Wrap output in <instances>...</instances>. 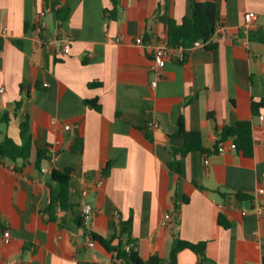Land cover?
<instances>
[{
	"label": "crops",
	"instance_id": "obj_1",
	"mask_svg": "<svg viewBox=\"0 0 264 264\" xmlns=\"http://www.w3.org/2000/svg\"><path fill=\"white\" fill-rule=\"evenodd\" d=\"M51 7L69 9L68 18L58 22ZM106 9L110 0H0V27L8 29L0 33V113L22 101L9 123H0V141L5 134L20 143L27 117L37 147L57 152L39 170L32 157L20 171L0 157V238L10 235L8 244L0 242V264H116L85 235L108 238L117 216L131 213L141 259H167L184 240L204 243V256L184 248L178 264H264V212H257L256 196L264 186V107L251 111L252 101L264 99V42L252 34L264 31V0H218V47L194 49L185 63L166 62L155 88L151 46L165 35L159 16L191 18L190 0H118L114 20L105 18ZM246 13L254 19L244 31ZM41 21L49 29L44 40L34 31ZM139 36L142 44L135 43ZM65 41L68 54L61 52ZM93 100L99 112L85 103ZM181 113L205 152L188 154L179 176L167 164L169 147L181 144L168 139ZM239 121L251 123V156L229 149L232 138L220 141L221 129ZM75 133L83 139L81 156L69 150ZM67 166L74 168L72 206L61 223L43 210L62 191L51 170ZM84 204L93 213L79 226ZM165 213L171 220L162 226Z\"/></svg>",
	"mask_w": 264,
	"mask_h": 264
},
{
	"label": "trees",
	"instance_id": "obj_2",
	"mask_svg": "<svg viewBox=\"0 0 264 264\" xmlns=\"http://www.w3.org/2000/svg\"><path fill=\"white\" fill-rule=\"evenodd\" d=\"M112 4L111 10H105V18L114 20L117 18L118 0H110ZM217 2L218 0H201L193 2L190 0L192 8V17L183 18L180 22L173 20L166 16H159V21L165 28L164 38L167 41L168 47L182 50L183 61L185 63L190 57L192 46L195 41H201L202 48L207 51H213L218 47L217 41H214L216 35L217 23ZM51 11L55 14V19L58 22H64L69 16V9H59L51 7ZM42 21L37 25H41ZM35 26V27H36ZM34 27V28H35ZM43 27L39 34L42 40L46 39L43 35ZM258 36L259 41L264 42V31L252 33ZM2 50V40L0 39V52ZM98 84H89V86H96ZM87 105L93 107L96 111H100V106L93 101H86ZM22 101L14 103L11 112L3 111L0 113V123L8 124L11 117L15 116L21 108ZM264 107V99L251 102L252 114H256L260 108ZM20 143L14 142L7 135H3L0 141V157L15 164V170L20 171L24 164H27L29 159H32L34 169L39 170L43 161H50L51 156H55L57 152L50 153L47 147L39 148L35 144L30 133L28 118L26 117L19 124ZM220 141L232 138L236 150L241 152L244 156H251L253 151L252 127L250 121H239L233 127H224L221 129ZM169 140L178 139L181 144L178 147L170 146L169 153L171 160L168 162V168L179 176L182 174L183 159L191 152L200 151L205 152L203 147L201 134L197 131H189L185 128V120L183 113H181L177 120V126L174 133L168 135ZM72 154L81 156L83 152V139L75 133L72 142L69 146ZM32 157V158H31ZM20 166H17V164ZM74 168L67 166L63 169H52L51 178L62 186V191L59 194L50 196V200L43 213L47 215L50 220L59 219L64 223L65 215L71 208L72 202L69 201V182L72 178ZM108 165L102 169V175L108 176ZM238 200H244V196L235 195ZM218 224L226 228L228 223L219 215L217 218ZM77 223L82 225V217L79 214ZM133 218L132 213L127 219H122L117 216L112 233L108 238H103L99 235L89 233L91 238L99 243L105 251L113 254V258L121 264H178L177 254L180 250L188 248L198 254L201 258L204 256V243H190L184 240H178L175 247L170 251L168 258L163 259L158 255L149 256L146 259H141L136 252V240L132 236ZM131 244L135 246L129 251L125 250V246Z\"/></svg>",
	"mask_w": 264,
	"mask_h": 264
},
{
	"label": "built area",
	"instance_id": "obj_3",
	"mask_svg": "<svg viewBox=\"0 0 264 264\" xmlns=\"http://www.w3.org/2000/svg\"><path fill=\"white\" fill-rule=\"evenodd\" d=\"M253 19H254V15H252L251 13L244 14V24L242 25V29L244 31L248 30V27H249L248 25ZM44 26H45V24L41 23V25H38L34 28V31L36 33L40 34L41 29ZM221 29H222V26L217 21L215 31L218 32ZM7 32H8L7 28L0 27V33L2 35H6ZM116 41H118V39ZM135 43L142 44L143 43V37L142 36L137 37L135 40ZM201 47H202L201 41H195L193 43V46H192V51L194 49L201 48ZM69 49H70L69 48V42L65 41V43L61 49L62 54H68ZM151 49H152V60H151L150 70L154 75V79L151 81L150 85L152 88H155L158 80L160 79V77L162 75V69H163L165 63L170 61V60H175V61L180 63L183 61L184 58H183L182 50L177 49V48L168 47L167 41L164 37L156 38L155 42L151 46ZM0 91H2V89ZM261 118L262 117H260V119ZM149 126L154 127V126H156V124H150ZM70 129H71V125H69V124L64 125L65 131H68ZM228 148L231 150H236V146H235L234 142H230ZM225 149H226L225 146H223L221 144L217 147V152L221 153V152L225 151ZM205 163L207 164V161H205ZM41 171L44 172V170H41ZM256 196L258 198L257 212L263 213L264 212V186H259L257 188ZM92 213H93V210H92L90 205L84 204L83 206H81L80 215L82 217V225L88 224ZM170 220H171V215L169 213H165L163 215V219L161 221L162 226H166ZM85 238H86L87 245L89 247H92L95 244V241L91 238V235L89 234V232L86 233ZM9 241H10V235H9V232L6 231L1 235L0 242L2 244L6 245L9 243ZM130 248L135 249V246H132L131 244H128L125 246L126 251H129ZM116 264H121V263L116 261Z\"/></svg>",
	"mask_w": 264,
	"mask_h": 264
},
{
	"label": "water",
	"instance_id": "obj_4",
	"mask_svg": "<svg viewBox=\"0 0 264 264\" xmlns=\"http://www.w3.org/2000/svg\"><path fill=\"white\" fill-rule=\"evenodd\" d=\"M47 18H48V20H49V15H47ZM48 20H46V21H48ZM44 36L45 37H48L49 36V29L48 28H46L45 30H44ZM247 204V202H244V205H246Z\"/></svg>",
	"mask_w": 264,
	"mask_h": 264
}]
</instances>
